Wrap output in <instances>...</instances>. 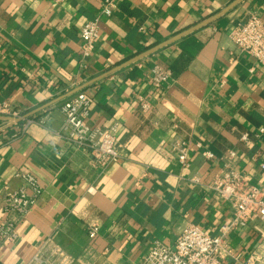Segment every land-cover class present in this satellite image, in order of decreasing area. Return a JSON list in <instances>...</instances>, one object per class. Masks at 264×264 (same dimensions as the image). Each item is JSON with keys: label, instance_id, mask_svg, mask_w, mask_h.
Returning a JSON list of instances; mask_svg holds the SVG:
<instances>
[{"label": "crops", "instance_id": "0c3cea01", "mask_svg": "<svg viewBox=\"0 0 264 264\" xmlns=\"http://www.w3.org/2000/svg\"><path fill=\"white\" fill-rule=\"evenodd\" d=\"M234 1L117 0L114 13L101 18L93 55L84 58L82 26L100 16L104 0H0V102L28 115L83 87L92 100L87 122H119L121 153L102 169L87 148L56 135L62 106L76 93L32 115L37 121L14 139L19 127L0 117V222L7 188L24 184L18 172L35 175L43 189L26 216L10 213L19 239L0 247V264H28L48 241L70 264H142L156 240L173 247L189 224L216 235L233 217L230 204L193 176L208 184L230 162L264 190V65L230 38L251 13L264 20V0H243L125 66ZM155 65L170 72L162 89L151 80ZM140 97L150 103L147 112ZM178 139L190 145L189 167L173 149ZM208 150L214 158L203 156ZM263 234L261 220L232 232L231 249L242 260L229 264L264 256Z\"/></svg>", "mask_w": 264, "mask_h": 264}, {"label": "built area", "instance_id": "2783aa9c", "mask_svg": "<svg viewBox=\"0 0 264 264\" xmlns=\"http://www.w3.org/2000/svg\"><path fill=\"white\" fill-rule=\"evenodd\" d=\"M118 6L117 0H104L100 16L87 21L81 29L82 53L84 58H90L96 47L100 32L102 16H111ZM231 40L242 51L250 54L260 64L264 65V20L256 13H251L244 22L235 23L230 32ZM170 72L160 65L152 70L151 80L157 89H162L170 80ZM144 112L150 109V103L140 97ZM92 100L83 91L67 99L62 112L65 120L58 137L64 138L70 144L87 148L92 156L95 166L108 168L121 157L118 149L117 135L119 122H113L108 127L90 125L87 120L91 114ZM0 116L11 118L9 123L18 126V131L11 136L17 138L37 120L25 117V113L13 108L8 102H0ZM22 118L20 123L16 120ZM44 123V119L38 120ZM21 123H23L21 125ZM264 134V127L260 128L259 135ZM249 139L248 134L242 140ZM10 140V139H9ZM3 137L0 134V143ZM54 145V142H51ZM173 149L178 153L179 161L184 167H189L190 145L185 140H176ZM200 146V144H199ZM231 152L229 160L235 157ZM203 156L211 159L214 154L204 151ZM264 169V163L262 164ZM16 177L22 179L24 184L17 190L7 188L3 196V211L7 215L0 222V247L7 243H15L19 239L15 221L9 216L15 212L20 217L31 212L43 192L38 178L31 173L18 172ZM195 184L204 185L230 204L233 217L220 226L216 235H210L196 224H189L178 237L176 244L167 246L160 240L154 246L142 264H229L228 259L242 260L235 254L230 246V235L240 227H244L255 220L264 221V190L237 172L229 163L214 176L212 181L205 184L200 175L191 178ZM99 231L97 225L90 229V236L94 238ZM264 238V234L262 235ZM70 257L59 247L48 241L40 248L28 264H70ZM243 264H264V256L252 255Z\"/></svg>", "mask_w": 264, "mask_h": 264}, {"label": "water", "instance_id": "95a60500", "mask_svg": "<svg viewBox=\"0 0 264 264\" xmlns=\"http://www.w3.org/2000/svg\"><path fill=\"white\" fill-rule=\"evenodd\" d=\"M242 1H243V0H235V1L232 2L230 5H228L226 8H224V9L221 10L220 12L214 14V15L211 16L210 18L204 20L203 22H201V23H199V24H197V25H195V26H193V27H191V28H188V29L182 31V32H180V33L174 35L173 37L169 38L168 40H166V41H164V42H162V43L156 45L155 47H153V48L147 50L146 52H143L142 54H139L137 57H135V58H133L132 60H130L129 62H127V64H125V66H126V65H130V64H132V63H134V62H137V61H139V60H141V59H143V58H145V57H147V56H149V55H151V54L157 52L158 50H160V49H162V48H164V47H166V46H168V45H170V44H172V43H174V42H176V41H178V40L184 38L185 36H187V35L193 33L194 31H196V30H198V29H200V28H202V27H205V26H207V25H209V24L215 22L216 20H218L219 18H221L222 16H224L225 14H227L230 10H232L235 6H237V5H238L240 2H242ZM110 74H111V73H110ZM82 89H83V87H81V88H79V89H76V90H73V91H71L70 93H68V94H66V95H64V96H61L60 98L54 100L53 102H51V103L48 104L47 106H44V107L39 108V109H37V110H34L33 112L29 113L28 115H25V117H26V118L31 117L32 115H35L36 113H38V112L41 111L42 109H45V108H47L48 106H51L52 104H55V103H57V102H59V101H61V100H63V99H66L67 97H69V96H71V95H73V94H75V93L80 92ZM0 117H3V116H0ZM3 118H4L5 120H8V121H10V119H11V118H9V117H3ZM21 121H22V118L16 120L17 123H20ZM13 125H14V124L11 123V124L9 125V127H10V126H13Z\"/></svg>", "mask_w": 264, "mask_h": 264}]
</instances>
